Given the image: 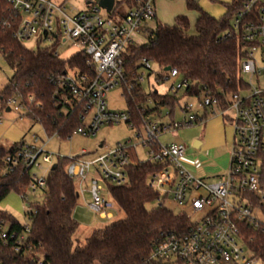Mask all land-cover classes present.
Returning a JSON list of instances; mask_svg holds the SVG:
<instances>
[{
	"label": "built area",
	"instance_id": "built-area-1",
	"mask_svg": "<svg viewBox=\"0 0 264 264\" xmlns=\"http://www.w3.org/2000/svg\"><path fill=\"white\" fill-rule=\"evenodd\" d=\"M3 1L18 19V26L13 32L17 40L23 43L35 39L38 45L51 44L53 47L69 44L76 48L73 55L79 52L85 55L92 72H81L78 67L67 68L61 82L68 88L72 100L82 103L84 109L82 124L73 134L93 135L104 123L124 121L134 125L130 112L109 111L106 95L118 85H125L128 90L132 88L133 84L127 83L123 52L129 44L142 43L134 36L143 32L150 20L157 18L156 0H139L134 6L127 5L128 9L122 14H117L119 0H115L111 10L102 7L99 0H87L83 9H77L69 0ZM231 31L239 34L244 44L240 63L242 81L238 82L237 91L223 93L222 96L208 91L195 94L199 97L203 114L193 113L194 104L186 103L181 108L185 113L182 122H159L142 104L141 128L146 137L140 143L146 149L147 158H139L161 166L147 178V186L157 192L154 206L169 208L167 204L172 202L178 208L176 213L185 214L190 220L191 213L202 214L199 221H191L186 229L161 233L153 241L152 250L143 264L262 263V259L250 247L254 237L247 235V229L264 231V185L261 181L264 155V0H246L243 9L232 19ZM256 52L260 55V61L255 56ZM150 62L142 58L140 65L151 71ZM244 75L255 77L257 85L245 82ZM171 77H180L181 80L171 85L170 92L186 91L192 86V82L176 68L159 75L158 80ZM143 79L144 72L138 71L136 80L142 83ZM29 99L32 102L34 97L30 95ZM7 104L10 109L15 107L26 113L29 109L18 98H10ZM208 108L220 109L223 115L229 110L233 112L232 116L227 115L234 127L229 169L212 176L218 177L213 181L206 176H195L187 170L181 161L186 145L163 144L159 140L163 133L172 128L190 126L203 120ZM88 115L92 117L90 123L86 124L84 121ZM32 137L34 142L39 139L36 135ZM131 148L136 149L139 156L136 145L127 142L93 160L84 158L87 153L85 149L71 157L68 174L77 182L79 197L88 192L91 196L88 206L101 219L112 218L115 207L106 184L103 185L101 181L116 184L127 181ZM43 153L44 150L34 143L24 141L15 154L7 155L6 162L11 169L21 160L27 167L35 164L42 167V163L37 162L40 156L44 162H52V156ZM93 167L96 177L91 178L89 173ZM46 177L39 178L34 174L31 182L33 190L44 187ZM7 236L5 230L0 234L4 241ZM25 240V233L18 237L17 251ZM38 264H43L41 259Z\"/></svg>",
	"mask_w": 264,
	"mask_h": 264
},
{
	"label": "trees",
	"instance_id": "trees-1",
	"mask_svg": "<svg viewBox=\"0 0 264 264\" xmlns=\"http://www.w3.org/2000/svg\"><path fill=\"white\" fill-rule=\"evenodd\" d=\"M139 0H122L134 6ZM246 0L225 3L227 12L217 18L205 11L193 0L187 5L199 12L196 33H189L190 20L179 15L175 24L156 22L154 27L143 30L146 41L129 44L123 52L127 83L123 87L134 125L143 124V113L155 112L159 117L163 107H168L169 116L179 105L178 91L146 94L142 83L136 80L138 63L142 58L153 61L159 71L167 73L170 66L192 82L184 95L194 96L208 91L222 96L238 90L240 63L244 55V44L239 34L232 30L233 17L244 7ZM18 19L8 4L0 0V55L13 69L8 82L0 87V110L8 108L10 98H18L29 109L27 116L39 122L45 132L66 139L82 124L83 105L71 98L62 78L67 68L78 67L81 72H92L82 52L62 58L49 47H26L17 40L13 32ZM151 72H153L151 70ZM151 74V73H149ZM30 95L34 100L30 102ZM148 96L154 107L146 106ZM67 99V101H66ZM24 140L6 145L0 140V201L9 192L25 194L32 182L30 168L21 160L12 169L6 162L9 154H15ZM131 162L127 166L128 179L123 184L106 182L116 210L124 214L119 220L115 215L108 223L92 227L84 241H75L80 228L75 213L80 197L77 182L69 176L68 166L72 158L61 157L57 167L49 170L43 189L44 199L34 204L27 212L30 224L23 225L15 216L0 208V234L7 232V239L0 238V264H143L152 250V244L161 233L186 229L191 220L185 215L161 206L150 208L157 192L147 186V178L161 166L141 161L136 149H130ZM261 181L264 185V155L262 156ZM29 227L26 240H17ZM247 235L253 236L251 249L264 264V231L249 228Z\"/></svg>",
	"mask_w": 264,
	"mask_h": 264
},
{
	"label": "rangeland",
	"instance_id": "rangeland-1",
	"mask_svg": "<svg viewBox=\"0 0 264 264\" xmlns=\"http://www.w3.org/2000/svg\"><path fill=\"white\" fill-rule=\"evenodd\" d=\"M87 0H69L77 9L86 8ZM122 1V0H119ZM188 0H156L157 18L150 20L148 26L154 27L157 21L166 24H175L176 18L179 15H185L190 20L189 33H196V22L199 16V12L195 9H191L187 5ZM199 4L205 11L209 12L217 18H221L227 12V6L225 3L232 0H193ZM128 9L127 4H118L117 14L124 13ZM107 14V13H104ZM117 14L115 16H117ZM114 16V17H115ZM134 39L139 42H145L146 36L143 32L134 36ZM23 44L30 48L35 49L38 46L45 47L51 46V44L38 45L35 39L25 40ZM58 52L60 57L69 58L74 53L76 48L69 44L63 46H51ZM258 61H260V55L255 53ZM140 63V61L138 62ZM151 72L144 66H141L139 72H144V79L142 81V88L146 94L151 93L153 90H157L163 94L169 91V88L176 81H180V77H171L167 80L160 81L155 71H159L158 66L151 61ZM151 73V74H149ZM13 75V69L9 66L6 60L0 56V87H3ZM244 81L251 83L252 86L257 85L255 77L250 75H244ZM180 97L179 105L176 106L172 117L169 116L168 107H163V116L159 117L155 112L152 113L154 118L159 122L171 123L182 122L185 118V113L181 108L186 103H193V113L200 112L203 114V108L200 106L198 96L184 95V90L178 91ZM106 103L109 111L114 113L128 112V103L125 96L122 85H118L112 88L106 95ZM146 106L154 107L152 103V97L148 96V101L145 102ZM222 110L217 108H208L207 114L203 120L194 122L190 126H181L178 128H172L171 131L163 133L159 140L163 144L177 143L186 145V151L181 157V161L189 172L195 176H206L208 180L213 181L218 177H212L217 174L225 173L229 169L231 151L234 143V127L233 123L227 117L232 116L231 110L223 115ZM2 117L0 119V140L6 144H12L14 142H20L22 140L26 143H34L38 148L43 149V154H50L52 156V162H44L42 156H40L37 162L42 163V167H38L36 164L30 168V175L36 174L39 178H45L48 171L54 163L58 162L61 157H75L79 155L82 149L87 150L84 155L85 159L93 160L102 154L108 153L111 149L117 148L119 144L130 142L136 145L139 157L142 159L147 158L146 149L141 145L142 138L146 137L144 129L141 131L136 125L132 123H126L124 121L113 124H101L95 131V134L85 136L82 134H73L70 137L63 139L54 134L49 136L43 126L34 121L32 118L26 115V112L22 109L16 110L12 107L10 110H2ZM91 115H88L84 123L88 124L91 121ZM140 134L142 136H140ZM36 135L39 139L37 142L33 141V137ZM201 142L200 146H195V141ZM90 177H96L95 168L89 173ZM101 181V180H100ZM103 185L104 182L101 181ZM78 186V185H77ZM44 199L43 189L41 187L33 188L28 186L25 190V194L11 191L9 194L0 201V208L8 211L15 216L23 225L30 224L27 212L36 203H41ZM91 200V196L88 192L81 194L79 205L75 209L76 217L80 222V228L75 236V241H84L89 234L92 227H96L105 223L107 220H102L90 207L88 203ZM175 213L178 212V208L172 202L167 204ZM150 208L154 207V203L149 205ZM114 220H119L124 217V214L116 210L114 207ZM191 221L197 222L202 217V214H190ZM263 218V215L260 214ZM25 235H28L27 230L24 231ZM262 264V263H260Z\"/></svg>",
	"mask_w": 264,
	"mask_h": 264
},
{
	"label": "water",
	"instance_id": "water-1",
	"mask_svg": "<svg viewBox=\"0 0 264 264\" xmlns=\"http://www.w3.org/2000/svg\"><path fill=\"white\" fill-rule=\"evenodd\" d=\"M115 0H99V4L106 8L107 10H111L114 6ZM171 69L170 66L165 68V71H169ZM8 110H10V108H7ZM57 167V163H54L51 167V169H55Z\"/></svg>",
	"mask_w": 264,
	"mask_h": 264
},
{
	"label": "crops",
	"instance_id": "crops-1",
	"mask_svg": "<svg viewBox=\"0 0 264 264\" xmlns=\"http://www.w3.org/2000/svg\"><path fill=\"white\" fill-rule=\"evenodd\" d=\"M200 145H201V142H200V141H198V140H196V141H195V146H197V147H198V146H200Z\"/></svg>",
	"mask_w": 264,
	"mask_h": 264
}]
</instances>
